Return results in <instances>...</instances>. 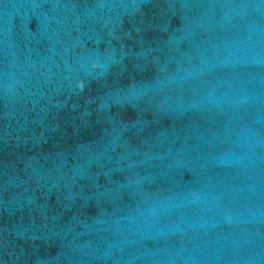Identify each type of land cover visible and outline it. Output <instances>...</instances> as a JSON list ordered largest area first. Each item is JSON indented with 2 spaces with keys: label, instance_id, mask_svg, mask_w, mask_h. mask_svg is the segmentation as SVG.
<instances>
[{
  "label": "water",
  "instance_id": "95a60500",
  "mask_svg": "<svg viewBox=\"0 0 264 264\" xmlns=\"http://www.w3.org/2000/svg\"><path fill=\"white\" fill-rule=\"evenodd\" d=\"M0 264H264V0H0Z\"/></svg>",
  "mask_w": 264,
  "mask_h": 264
}]
</instances>
